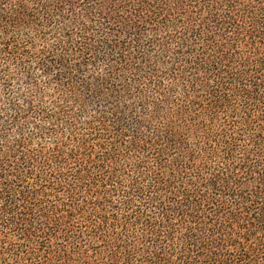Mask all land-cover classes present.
<instances>
[{"label": "trees", "instance_id": "1", "mask_svg": "<svg viewBox=\"0 0 264 264\" xmlns=\"http://www.w3.org/2000/svg\"><path fill=\"white\" fill-rule=\"evenodd\" d=\"M0 264H264V0H0Z\"/></svg>", "mask_w": 264, "mask_h": 264}]
</instances>
